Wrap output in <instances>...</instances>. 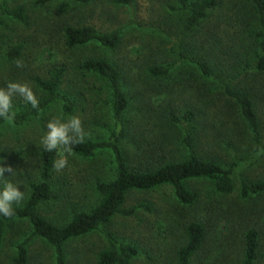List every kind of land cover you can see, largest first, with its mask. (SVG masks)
<instances>
[{
	"label": "rangeland",
	"instance_id": "374dc122",
	"mask_svg": "<svg viewBox=\"0 0 264 264\" xmlns=\"http://www.w3.org/2000/svg\"><path fill=\"white\" fill-rule=\"evenodd\" d=\"M238 0H223L217 10L192 31L184 30V18L177 17V0H52L37 6L34 0H0V88L9 81L27 84L39 101L33 108L21 95L12 98L14 118L0 123V166H11L7 179L20 184L29 194V184L39 181L38 151L49 120L79 116L87 134L85 139L106 140L113 130L111 96L106 82L82 72L86 59L103 58L118 71L127 97L122 115L127 137L120 142L129 157L136 148L154 149L167 161L186 157L183 122L187 110L194 112L189 131L194 136V153L221 164L237 162L235 189L219 195L212 182L194 179L187 189L197 195L192 205H182L168 185L146 191H131L123 207L146 206L130 216L115 215L103 228L122 243L135 246L131 264H174V252L184 242V227L191 221L207 229L205 254L199 264H233L241 259L242 234L248 228L259 233L256 264H264V192L242 199L239 178L264 181V153L255 151L250 128L238 115L237 106L222 94L215 82H207L191 67L179 61V45L200 60L207 61L216 75L235 87L248 90L254 100L264 141V70H255L254 39L248 38L236 19ZM240 3V2H239ZM243 5V3H240ZM22 8L24 20H16L1 9ZM242 8V7H241ZM67 25L92 26L98 33L117 31L119 42L113 49L97 42L68 48L63 42ZM15 48H19L17 56ZM10 54V55H9ZM11 56V57H10ZM21 66H17V64ZM150 65H169L166 76L150 75ZM57 68L63 74L57 98L48 101L36 78L47 79ZM70 101L66 111L63 99ZM16 120V121H15ZM21 120V121H20ZM149 146V147H148ZM127 156V157H128ZM61 158L58 152L57 160ZM64 168L51 177L54 198L39 206L40 214L62 225L74 212L91 209L98 200L96 182L114 177V162L108 151L83 159L68 156ZM31 231L26 219L4 224L0 264H12L16 246ZM108 243L102 232L72 238L64 244L66 264H98V254ZM28 264H54L52 245L39 237L27 245Z\"/></svg>",
	"mask_w": 264,
	"mask_h": 264
},
{
	"label": "trees",
	"instance_id": "16d2710c",
	"mask_svg": "<svg viewBox=\"0 0 264 264\" xmlns=\"http://www.w3.org/2000/svg\"><path fill=\"white\" fill-rule=\"evenodd\" d=\"M52 0H34L37 6H46ZM85 3L87 0H72ZM127 4L131 0H116ZM234 4L236 19H239L242 29L248 38L254 39L256 53L249 68L264 70V0H238ZM177 17L184 18V30L192 31L201 21L207 19L213 10L223 4V0H177ZM242 7V8H241ZM16 20H24L22 8L13 10L1 9ZM119 33L113 31L107 34L98 33L92 26L67 25L63 28V42L68 48L84 46L90 42H97L102 48L113 49L119 42ZM19 48L14 49L17 56ZM179 61L191 67V73L196 71L207 82H215L222 94L237 106L238 115L247 124L255 142V151L264 153V141L261 137L260 120L251 93L238 88L228 81L219 78L211 65L190 54L182 45L176 51ZM10 55V54H9ZM10 56V57H11ZM78 69L82 72L94 74L103 79L110 91L111 111L114 120L113 130L106 140L92 141L84 139L73 147V154L83 159L91 158L96 152L108 151L114 162V177L108 181L96 182L98 192L96 204L87 211L74 212L69 220L62 225L55 224L44 218L39 212V206L44 201L54 198L51 177L54 172L58 152H46L42 145L38 151L39 181L29 184V194L22 206H14L11 217L0 215V246L2 244L4 224L16 219H26L31 227L29 235L16 246V254L12 264H28L27 245L39 237L54 248V264H66L64 244L75 237L95 231L102 232L108 246L98 254V264H131L136 248L132 244L122 243L103 228L115 215L130 216L135 211L146 206H131L124 208L126 196L131 191H146L168 185L173 190L174 197L182 205H192L197 201V195L187 189L186 183L194 179H206L213 184L214 191L219 195H229L235 189L234 171L237 162L221 164L215 159H204L194 153V136L189 131V124L193 120L194 112L187 110L181 119L172 116L176 124L183 122L186 135L183 142L186 145V157L181 161H167L162 153L154 149L136 148L134 155L129 157L121 147L120 142L127 137V127L122 115L127 109V97L122 86L118 71L106 59L95 58L82 61ZM169 65H150L147 71L153 76H166L170 72ZM63 74V69L57 68L48 74L47 79L36 78L37 85L46 93L48 101L57 98V89ZM70 101L63 99L66 111L70 109ZM5 120L0 119V123ZM16 121V120H15ZM21 121V120H20ZM149 147V146H148ZM128 156V157H127ZM239 194L242 199L264 192L263 180L239 178ZM207 229L199 221H191L184 227V242L174 252V264H199L198 259L205 254ZM242 255L233 264H256L259 247V233L254 228H248L242 234ZM202 262V260H201Z\"/></svg>",
	"mask_w": 264,
	"mask_h": 264
},
{
	"label": "clouds",
	"instance_id": "9594fccd",
	"mask_svg": "<svg viewBox=\"0 0 264 264\" xmlns=\"http://www.w3.org/2000/svg\"><path fill=\"white\" fill-rule=\"evenodd\" d=\"M17 66H21L19 62ZM16 94L21 95L33 108L39 107V101L27 84L9 81L5 87L0 88V119L9 123L14 118L12 98ZM86 135L79 116L72 115L67 119L58 116L48 121L47 131L42 135L41 143L46 152L61 153V158L53 165L55 169L60 170L66 166L64 154L73 155V147L82 143ZM5 172L15 174L11 166H0V215L11 217L14 214V205L20 204L24 193L20 190V184L7 179Z\"/></svg>",
	"mask_w": 264,
	"mask_h": 264
}]
</instances>
